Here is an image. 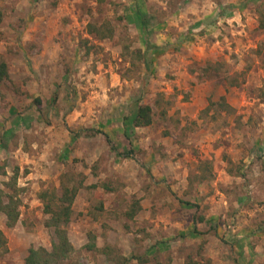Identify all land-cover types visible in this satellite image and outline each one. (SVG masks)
Returning a JSON list of instances; mask_svg holds the SVG:
<instances>
[{
	"label": "rangeland",
	"instance_id": "374dc122",
	"mask_svg": "<svg viewBox=\"0 0 264 264\" xmlns=\"http://www.w3.org/2000/svg\"><path fill=\"white\" fill-rule=\"evenodd\" d=\"M260 1L0 0V183L16 170L19 200L11 227L0 213V264L50 249L40 195L65 180L80 187L59 264H264ZM103 22L110 37L86 33ZM144 33L162 47L148 67ZM219 96L233 112L211 119L202 110ZM139 104L147 126L132 125Z\"/></svg>",
	"mask_w": 264,
	"mask_h": 264
},
{
	"label": "trees",
	"instance_id": "16d2710c",
	"mask_svg": "<svg viewBox=\"0 0 264 264\" xmlns=\"http://www.w3.org/2000/svg\"><path fill=\"white\" fill-rule=\"evenodd\" d=\"M134 11L138 14L137 9ZM2 19V14L0 11V22ZM141 26L143 27L142 23ZM256 27L258 29H264V0H261L259 5L256 8ZM87 34H91L98 39L108 38L112 35V29L110 26L103 22L98 26L93 24H87L86 29ZM162 47H157L156 45H150L148 42L147 34L144 33V51L137 50L135 51L137 54H140L142 63L145 67H148V58L146 56V51L148 49H159ZM8 73L6 64L3 60H0V83L7 80ZM223 81L227 86H234L236 84V79L234 77L224 76ZM55 94H53L54 98ZM35 104H39V99L35 98L33 100ZM207 105L202 110L203 113H207L208 111L212 112L211 119L214 118V114L219 112L231 113L233 112V108L229 106L224 99V96H219L216 101H207ZM132 125L137 126H147L151 122V111L147 104H139L136 106L134 117L132 118ZM91 133L101 134L109 147L110 141L105 133L97 129H91ZM129 151L125 153H118L115 151V154L126 155ZM207 162H200L198 165V170L200 173L196 175L200 180L206 178L204 176L205 172L209 171V166L206 164ZM5 165L4 163L0 164V175H4ZM15 177L16 170H13L11 175L8 177L7 181L0 183L2 187H0V213L4 217V224L6 227H11L18 217V204L19 200L17 198V187L15 185ZM79 185H70L68 181L61 183L57 188L52 189L50 192H44L40 195L42 200V212L46 216L43 225L46 228H50L54 235V240L50 245V249L46 250L43 247L32 248L29 247L27 249V254L23 259V264H59V262L63 259H66L69 254L73 251L72 245L70 244L66 225L69 222L70 214H71V204L75 197L77 190L79 189ZM137 201L134 199H130L129 210L125 211L124 214L127 218H131L135 212L138 210ZM203 220L202 217H198L197 221L201 222ZM86 238L89 240L91 238L90 235H86ZM85 249H91L93 246L91 243H87L83 245ZM6 239L3 233L0 231V251L6 252ZM118 264L123 263V258L120 257ZM183 264H199L195 260H186Z\"/></svg>",
	"mask_w": 264,
	"mask_h": 264
},
{
	"label": "crops",
	"instance_id": "0c3cea01",
	"mask_svg": "<svg viewBox=\"0 0 264 264\" xmlns=\"http://www.w3.org/2000/svg\"><path fill=\"white\" fill-rule=\"evenodd\" d=\"M70 240V239H69ZM71 241V240H70ZM72 245H73V243H71ZM241 258H243V257H241ZM246 259H248V255H246V257H245ZM238 262V261H237ZM252 263V262H251Z\"/></svg>",
	"mask_w": 264,
	"mask_h": 264
}]
</instances>
